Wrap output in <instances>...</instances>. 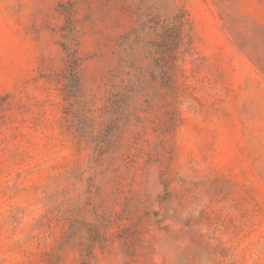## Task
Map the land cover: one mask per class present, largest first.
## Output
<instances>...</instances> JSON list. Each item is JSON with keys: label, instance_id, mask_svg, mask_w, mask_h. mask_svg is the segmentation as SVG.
Listing matches in <instances>:
<instances>
[{"label": "rangeland", "instance_id": "obj_1", "mask_svg": "<svg viewBox=\"0 0 264 264\" xmlns=\"http://www.w3.org/2000/svg\"><path fill=\"white\" fill-rule=\"evenodd\" d=\"M0 264H264V0H0Z\"/></svg>", "mask_w": 264, "mask_h": 264}, {"label": "trees", "instance_id": "obj_2", "mask_svg": "<svg viewBox=\"0 0 264 264\" xmlns=\"http://www.w3.org/2000/svg\"><path fill=\"white\" fill-rule=\"evenodd\" d=\"M66 50V63L63 67L62 78L64 82L74 83L79 81V58L74 52H69V48L65 47Z\"/></svg>", "mask_w": 264, "mask_h": 264}]
</instances>
